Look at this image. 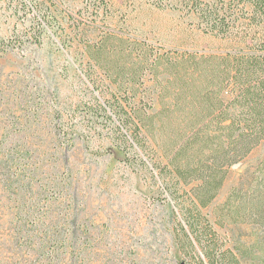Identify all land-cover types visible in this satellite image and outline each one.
Returning <instances> with one entry per match:
<instances>
[{
    "label": "rangeland",
    "instance_id": "374dc122",
    "mask_svg": "<svg viewBox=\"0 0 264 264\" xmlns=\"http://www.w3.org/2000/svg\"><path fill=\"white\" fill-rule=\"evenodd\" d=\"M27 2L47 12L49 26L19 0H0V264H198L153 151L138 156L93 98L112 105L110 48L99 63L88 48L115 29L174 53L194 44L197 21L177 0ZM226 7L234 26L259 36L263 9L249 0ZM143 79L138 94L149 105L156 87L151 75ZM257 176L264 140L201 209L241 264H264V228L232 222L220 205Z\"/></svg>",
    "mask_w": 264,
    "mask_h": 264
},
{
    "label": "trees",
    "instance_id": "16d2710c",
    "mask_svg": "<svg viewBox=\"0 0 264 264\" xmlns=\"http://www.w3.org/2000/svg\"><path fill=\"white\" fill-rule=\"evenodd\" d=\"M19 2L34 11L43 29L50 25L37 4ZM249 3L263 9L258 37L252 29L234 26L226 0H177L198 23L191 46L154 51L115 29L108 34L112 37L88 45L95 63L104 49L111 50L106 59L112 52V105L93 98L103 112L110 111L121 135L130 136L138 156L153 151L160 188L178 207L180 235L198 264H241L201 209L216 198L230 168L264 140V0ZM200 40L208 43L200 46ZM147 75L156 87L147 96L149 105L138 94ZM220 208L232 222L264 228V177L231 187Z\"/></svg>",
    "mask_w": 264,
    "mask_h": 264
}]
</instances>
